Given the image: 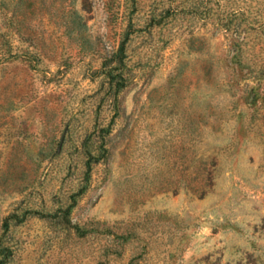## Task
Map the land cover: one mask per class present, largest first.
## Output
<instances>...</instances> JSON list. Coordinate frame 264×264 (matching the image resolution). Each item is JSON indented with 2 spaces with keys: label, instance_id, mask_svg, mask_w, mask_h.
Segmentation results:
<instances>
[{
  "label": "rangeland",
  "instance_id": "374dc122",
  "mask_svg": "<svg viewBox=\"0 0 264 264\" xmlns=\"http://www.w3.org/2000/svg\"><path fill=\"white\" fill-rule=\"evenodd\" d=\"M0 264H264V0H0Z\"/></svg>",
  "mask_w": 264,
  "mask_h": 264
},
{
  "label": "trees",
  "instance_id": "16d2710c",
  "mask_svg": "<svg viewBox=\"0 0 264 264\" xmlns=\"http://www.w3.org/2000/svg\"><path fill=\"white\" fill-rule=\"evenodd\" d=\"M108 9H110V8H108ZM122 36H123V38H122V41L120 42L119 49H118L119 53L117 54V63L119 65V67H120V65H122V62H123V58L122 57H123V53H124V44H125V42L128 39L127 38L128 34L125 33ZM111 77L115 78V86L117 88H120V87H122L124 85V80H123V78H122L120 73L114 74ZM101 159H102L101 155H97V156H92L91 154L88 155V158H87V161H86L87 170H90L91 169V165L93 163H97Z\"/></svg>",
  "mask_w": 264,
  "mask_h": 264
}]
</instances>
